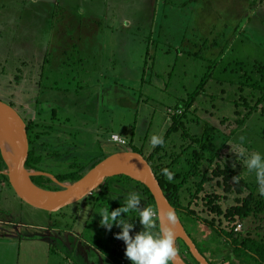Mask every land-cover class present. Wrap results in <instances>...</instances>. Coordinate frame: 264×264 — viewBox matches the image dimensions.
Wrapping results in <instances>:
<instances>
[{
    "label": "rangeland",
    "instance_id": "1",
    "mask_svg": "<svg viewBox=\"0 0 264 264\" xmlns=\"http://www.w3.org/2000/svg\"><path fill=\"white\" fill-rule=\"evenodd\" d=\"M59 1L0 0V101L30 125L42 157L38 173L55 181V175L117 149L136 148L148 156L157 148L151 137L164 139L176 120L193 138L204 131L210 141L201 153L181 128L169 133L163 149L166 164L178 157L170 169L173 182L195 164L211 178L205 189L220 199L224 211L249 194L264 199L255 173L228 144L264 154V100L258 91L239 89L258 79L259 69L264 73V0L262 9L246 14L235 0H64V7ZM236 27L240 33L231 48L216 59ZM216 38L217 47L209 48ZM208 72L204 89L195 94ZM113 136L125 145L114 143ZM194 152L202 158L199 164ZM118 177L55 213L33 208L12 187L1 186L0 264H109L99 253L116 246L110 242L115 228L111 233L103 228L98 214L123 206L132 191L140 194L141 207L148 206L139 182ZM200 180L183 186V207ZM6 181L11 186L3 161L0 182ZM199 215L212 219L207 212ZM124 219L135 223V232L142 230L136 213ZM255 220L238 223L237 233L264 241V209ZM214 224L226 227L221 217ZM191 230L199 249L206 243L221 248L215 264L246 261L220 246L208 230L197 225Z\"/></svg>",
    "mask_w": 264,
    "mask_h": 264
},
{
    "label": "trees",
    "instance_id": "2",
    "mask_svg": "<svg viewBox=\"0 0 264 264\" xmlns=\"http://www.w3.org/2000/svg\"><path fill=\"white\" fill-rule=\"evenodd\" d=\"M196 1L198 2L199 0H194V2ZM235 1H237V4L243 10L244 12L243 14H246L247 12L250 11V9L252 10L253 8L262 9L261 8L262 4L259 3L261 0H235ZM237 8L239 10L238 6ZM252 19H253V16L250 18L246 17L245 25L247 21H250ZM238 30H239V27H236L233 33L229 37H227V39L225 38V44L222 47H220L221 49L218 52V57L216 59H220V57L224 54V52L228 51L231 48L232 42L236 39L237 35L240 33V32L238 33ZM218 40L219 39L216 38L209 48L212 47L213 49H215L217 45L219 44ZM201 45L203 48H205L203 43ZM262 67L264 68V65H262ZM259 70L257 72L258 74L256 73V75L258 76V79L256 78L248 79V81L241 83V85L239 86V89L242 90L244 87H247L248 89H251L253 92L258 91L261 93L260 100H264V73L262 72L261 69ZM209 72L205 75V77H203V79L200 81L198 86L195 88V91H194L195 94L197 93V91H201L202 89H204V85L207 82L209 74H210ZM142 73H143L142 76H144V72ZM258 103H260L259 100H258ZM235 105L237 106V104H234V106ZM244 105H246L245 101H244ZM235 109H237V107ZM254 111H255L254 109L250 110V115L254 113ZM235 113H238V112L236 111ZM247 118H248L247 116H244V119H247ZM25 123L27 125V133H28V141H29V154H28L25 167L29 171L42 172L40 168L42 157L38 154L36 147H35V144L37 143V141L35 140V138H33L31 134L30 125L26 121ZM181 125L182 124H178L176 120L173 121L171 129L168 131L167 135L164 137V141H166V138L168 137L169 133H172V132L177 133L181 128V130L183 131V136L186 138H191L192 142L194 143V145L196 144L198 146L201 153L204 152L207 149L208 141H210V137L207 136L208 134L202 131L200 133V136H196L197 138H193V136H190L189 132L185 130V127ZM241 125H243V123ZM163 148H164V145L157 146V148L153 152H151L148 156H144L142 151L136 148H132L130 152L138 153L147 160L167 200L169 201L170 205L176 210L177 215L182 225L185 228V231L187 232L189 237L192 239L193 243L196 245L199 252L206 258L208 263L215 264L216 257L219 256V254H221V248L212 249L209 247V245L211 244L209 243L208 245V243H206V244H201L203 247L202 250L199 249V247L197 246L195 242V239H193L194 235L192 234V230H191L193 226L195 227L197 225L199 227H202L208 230L210 234L212 235L214 241L217 238L219 240L218 244H220V246L230 248L232 252L235 253V258L237 259H240L241 257L247 258L246 261H243L244 264H264V241L252 238L250 237L248 233H247V236H243L242 233L235 232V228L238 225V223L240 222L241 223L242 222L244 223L252 222L253 223L254 221H256L255 219L258 217L260 212L264 209V201H263L264 199H256L252 196V194H249V195L242 197L241 199H236V204L234 206L227 208L224 211L221 205L219 204L220 199L217 198L215 195H213L214 193H212L210 189H205V185L211 180V178L208 177L206 172L203 174H200V169H198V167L195 164H190L188 171L183 172L181 174L182 176L180 174H177L175 176L176 179L179 177H182V180L179 183H175L173 181L171 182L167 181L166 177L162 175V169L167 168L168 170H170L178 162V157L172 159L169 164H166L165 162L167 161V153L164 151ZM119 152L121 151L117 149L114 153L112 154L110 153V154L113 155ZM194 154L196 155V158H197L196 162L197 164H199L200 163L199 161L202 158L199 154L195 152ZM109 156H110L109 154L102 155L99 158L97 157L95 159H92L84 167L72 168V170L65 172L61 176L55 175V179L58 183H55L50 178L45 177V176L32 177V181L40 189H43L45 191H50V192H58L62 190L59 184H64L67 182L74 183L76 181L81 180L90 170H92L100 162H102L104 159H106ZM0 157H1V152H0ZM169 158L170 159L173 158V155L170 154ZM1 163H2V160H1ZM231 174L233 175L232 171H231ZM118 178H121L129 183H135L133 182L132 179L125 177V176H121ZM196 178H200L201 180L199 182H194L195 191L192 195H190V201L188 205L186 207H183L180 204V193L183 190V186L190 179L195 180ZM108 181L110 180H106L105 183H108ZM104 184L100 186L98 189H103ZM138 184L142 187L143 194L146 196V199L148 201V206H152L156 208L154 199L152 195L150 194V192L148 191V189L144 185L140 183ZM91 195H93V193ZM196 207H198L199 209L195 210L194 208ZM199 212L200 213L207 212L208 214L211 215L212 219L208 220V219L200 217ZM216 217L217 218L221 217L223 223L226 224V227H224L223 229L218 228L214 224ZM183 220H185L186 222ZM188 224L191 225V228L189 227V229H187ZM112 229L114 231L112 232L113 237L110 238V242H112L111 244L116 243V246L111 247L109 245H106L107 249L103 253H105V255L112 261V264H121L122 261L124 262L128 260L125 256L126 245L124 244L123 241L117 240L115 238V234L119 232L120 229L117 230V227L115 226H113ZM131 234H134V233H131ZM179 242L181 243L180 245L186 248V251L188 255L190 256L191 260L185 257L183 251L181 250L179 246ZM179 242L177 244V249L179 251V254L184 258V261L187 264H198L193 259L188 248L184 245V243L181 241ZM226 259L230 260L231 258L227 256Z\"/></svg>",
    "mask_w": 264,
    "mask_h": 264
},
{
    "label": "water",
    "instance_id": "3",
    "mask_svg": "<svg viewBox=\"0 0 264 264\" xmlns=\"http://www.w3.org/2000/svg\"><path fill=\"white\" fill-rule=\"evenodd\" d=\"M0 123L9 125V127L13 129V135L8 142L10 145L9 148L12 149L11 154H9V159L1 144L0 152L1 157L7 164L10 172L11 187L21 201L33 208L49 213H55L88 197L102 186L107 179L117 176L128 177L141 183L148 189L154 199L156 209L159 210L161 216L169 210L174 212L177 216L178 222L175 225V232L177 233L175 247L177 248V243L181 241L188 248L191 256L198 264H209L185 231L176 210L170 205L152 168L142 155L129 151L115 153L100 162L81 180L67 186L59 184L62 188L61 191H45L33 183L32 177H50L38 172L29 171L25 167L29 154V141L27 125L24 119H22L10 105L0 101ZM130 164L139 167V169H137L138 171L135 173L133 172L134 174L127 170L129 169L128 167ZM140 178L143 179L141 180ZM54 182L58 183L56 180ZM36 189L43 190V192L46 193H63V197L57 202L50 204L45 202L42 198H37V195L35 194ZM174 264H187L184 261V258L179 254V251Z\"/></svg>",
    "mask_w": 264,
    "mask_h": 264
},
{
    "label": "clouds",
    "instance_id": "4",
    "mask_svg": "<svg viewBox=\"0 0 264 264\" xmlns=\"http://www.w3.org/2000/svg\"><path fill=\"white\" fill-rule=\"evenodd\" d=\"M150 143L152 148H156L163 146L165 141L163 137L153 135ZM228 144L231 151L243 160V166L255 173L258 192L264 196V154L255 151L248 153L240 144ZM162 175L168 182L174 179V173L167 168L162 169ZM124 199L123 206L111 211L105 208L98 214L101 217L100 225L108 231L113 226L120 229L115 238L126 245L125 256L131 264H174L178 255L175 247V225L178 221L174 212L169 210L161 216L159 210L152 206L141 207V196L135 191L129 192ZM129 213L137 214L141 231L134 232L135 223L124 219Z\"/></svg>",
    "mask_w": 264,
    "mask_h": 264
},
{
    "label": "bare ground",
    "instance_id": "5",
    "mask_svg": "<svg viewBox=\"0 0 264 264\" xmlns=\"http://www.w3.org/2000/svg\"><path fill=\"white\" fill-rule=\"evenodd\" d=\"M13 135V129L9 127V125H5L3 123H0V144L2 145V148L5 152V154L8 156L9 159V154H11V148L10 145L8 144L9 140L11 139V136ZM128 172L130 173H135L138 171L139 167H137L134 164H130ZM133 173V174H134ZM141 180L143 178H140ZM66 185V184H65ZM35 194L37 195V198H42L45 202L47 203H54L57 202L60 198L63 197V193H46L43 192V190L36 189Z\"/></svg>",
    "mask_w": 264,
    "mask_h": 264
},
{
    "label": "built area",
    "instance_id": "6",
    "mask_svg": "<svg viewBox=\"0 0 264 264\" xmlns=\"http://www.w3.org/2000/svg\"><path fill=\"white\" fill-rule=\"evenodd\" d=\"M112 141L118 145H125V142H123L122 140H120L117 136H113L112 137ZM241 226L240 224L237 225V227L235 228V232H238L240 231L241 229Z\"/></svg>",
    "mask_w": 264,
    "mask_h": 264
},
{
    "label": "crops",
    "instance_id": "7",
    "mask_svg": "<svg viewBox=\"0 0 264 264\" xmlns=\"http://www.w3.org/2000/svg\"><path fill=\"white\" fill-rule=\"evenodd\" d=\"M63 3H64V0H60L59 1V4H60V6L62 7H64V5H63ZM101 254V256L105 259V261H107L109 264H112V261L105 255V253H103V251H101L100 253H99V255Z\"/></svg>",
    "mask_w": 264,
    "mask_h": 264
},
{
    "label": "flooded vegetation",
    "instance_id": "8",
    "mask_svg": "<svg viewBox=\"0 0 264 264\" xmlns=\"http://www.w3.org/2000/svg\"><path fill=\"white\" fill-rule=\"evenodd\" d=\"M1 158V160H2V163H1V160H0V170L2 169V167H3V159H2V157H0ZM1 186H5L6 188L7 187H9L10 188V186H9V183L6 181V182H0V187Z\"/></svg>",
    "mask_w": 264,
    "mask_h": 264
}]
</instances>
